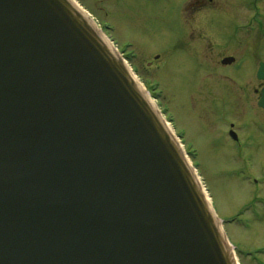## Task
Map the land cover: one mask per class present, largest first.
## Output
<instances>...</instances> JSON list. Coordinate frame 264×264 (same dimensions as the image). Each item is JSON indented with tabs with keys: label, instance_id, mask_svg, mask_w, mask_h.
Returning <instances> with one entry per match:
<instances>
[{
	"label": "water",
	"instance_id": "water-1",
	"mask_svg": "<svg viewBox=\"0 0 264 264\" xmlns=\"http://www.w3.org/2000/svg\"><path fill=\"white\" fill-rule=\"evenodd\" d=\"M0 264H240L180 144L71 0H0Z\"/></svg>",
	"mask_w": 264,
	"mask_h": 264
},
{
	"label": "rangeland",
	"instance_id": "rangeland-1",
	"mask_svg": "<svg viewBox=\"0 0 264 264\" xmlns=\"http://www.w3.org/2000/svg\"><path fill=\"white\" fill-rule=\"evenodd\" d=\"M77 1L181 136L239 263L264 264V0Z\"/></svg>",
	"mask_w": 264,
	"mask_h": 264
},
{
	"label": "bare ground",
	"instance_id": "bare-ground-1",
	"mask_svg": "<svg viewBox=\"0 0 264 264\" xmlns=\"http://www.w3.org/2000/svg\"><path fill=\"white\" fill-rule=\"evenodd\" d=\"M75 1V0H74ZM75 3V2H74ZM76 4V3H75ZM76 6H77V4H76ZM79 9H80V7L79 6H77ZM142 91L144 92V94H145V96H147L148 97V95H147V93L142 89ZM170 129L173 131V128L172 127H170Z\"/></svg>",
	"mask_w": 264,
	"mask_h": 264
},
{
	"label": "flooded vegetation",
	"instance_id": "flooded-vegetation-1",
	"mask_svg": "<svg viewBox=\"0 0 264 264\" xmlns=\"http://www.w3.org/2000/svg\"><path fill=\"white\" fill-rule=\"evenodd\" d=\"M222 62V61H221ZM264 86V85H263Z\"/></svg>",
	"mask_w": 264,
	"mask_h": 264
}]
</instances>
